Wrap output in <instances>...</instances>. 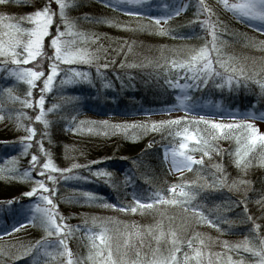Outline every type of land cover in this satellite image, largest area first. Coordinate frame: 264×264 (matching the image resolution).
Returning <instances> with one entry per match:
<instances>
[{"label":"trees","instance_id":"1","mask_svg":"<svg viewBox=\"0 0 264 264\" xmlns=\"http://www.w3.org/2000/svg\"><path fill=\"white\" fill-rule=\"evenodd\" d=\"M46 3H50L54 11L49 35L44 38L47 56L20 65L0 56V111H3V118H0V212L9 213V217H4L11 223V219H16L14 213L24 207L32 208L39 200L36 194L27 196L25 193L35 180H46L47 171L40 175L39 168L30 163L32 153L40 157L41 164L47 159L38 147V143H43L57 167L69 169L52 174L57 177L54 199L70 230L62 234H46L45 229L41 230L38 222L33 221L29 228L0 240V264L66 262V257L49 256L40 250L45 245L53 251L62 248L61 236L71 249L76 264H92L88 259V233L100 231V225L93 220L103 221L113 240L121 243L123 237L120 234L139 229L145 234L133 237L135 246L150 251L157 242L155 233H149L147 228L161 217L165 227L171 222L181 237H190L193 232L202 234L205 244L200 247L209 253H231L234 260L243 259L244 264L255 261L257 257L244 248L224 246L225 241L230 245L244 243L245 237L249 238L247 243L259 245L260 238L264 237V162H261V153L256 152L247 168L234 163L237 136L242 137L244 130L235 128L228 131L227 136L217 132L214 142L210 141L213 146L209 155L199 141L212 126L198 118L203 115L209 120L217 118L224 124L238 123L225 113L183 114L177 123H152L157 117H168L166 114L177 106L181 94L197 102L220 104L229 109L256 107L264 112V88L256 79L245 81L244 77H239L241 82L233 81L231 86L216 76L209 77L207 83L197 82L190 72L166 63L173 55L184 56L211 39L208 29L203 26L205 13L198 10L200 0H189L182 14L159 23L164 31L152 19L153 15L134 17L113 11L95 0H72L66 14L73 22L74 31L94 37L87 41L77 40V44L94 50L96 58L91 63L59 62L61 70L57 78L51 89L43 93L46 109L56 105L52 111L46 112L47 126L34 120L39 111L36 101L44 77L35 81L31 96L26 97L33 100L31 106L22 100L4 99L8 95L4 90L10 88L16 96L25 98L29 85L19 80L13 69L42 68L47 75L50 70L48 57L54 52L51 36L56 35L57 26L65 27L58 5L55 0H0V14L8 13L24 27L32 24L27 18H20ZM204 3L213 10L210 18L216 24L221 52L233 57L237 65L264 64V47L260 46L264 42V33L234 19L221 8V0H204ZM106 19L113 23L104 22ZM213 67L219 68L217 64ZM73 68L86 72L89 79L62 84L61 79L71 75ZM17 113L24 115L18 116ZM93 121H108V124L90 123ZM81 122H84L82 126ZM29 124L36 127L37 133L32 141L22 140L28 135L25 126ZM78 126V131H72ZM185 129L196 132L198 138L191 142L188 150L200 159L184 178L179 179L167 169L162 149L165 146L178 149L181 143L188 142L186 136L179 134ZM73 164L77 167H71ZM26 170L34 179L24 176ZM222 175H225V183L213 187L212 183ZM183 181L195 182L189 185L197 192L190 207H201L219 227L197 222L190 210L185 212L181 205L160 204L143 211L130 210L135 195L143 193L153 198L157 191H163L171 196L167 191L169 186ZM46 182L50 186L53 184L52 181ZM49 191H52L51 187ZM85 192L96 196L90 199ZM112 204L117 207H111ZM126 207L129 210L125 211ZM42 237V243L36 246ZM141 239L143 245L139 243ZM161 244L168 246L163 241ZM180 248L177 255L182 260L183 253L190 250L185 244Z\"/></svg>","mask_w":264,"mask_h":264},{"label":"snow or ice","instance_id":"2","mask_svg":"<svg viewBox=\"0 0 264 264\" xmlns=\"http://www.w3.org/2000/svg\"><path fill=\"white\" fill-rule=\"evenodd\" d=\"M7 2V0H5ZM58 5L59 16L62 19L65 27L61 29L59 26L56 28V35L51 36V47L54 52L51 57H48L49 63L48 68L50 69L45 76L43 69L37 70L34 67H20L13 69L15 75L21 81H26L29 85L28 91L25 94V98L16 96L10 88L4 91L8 93L7 100H22L25 105L31 106L33 104L32 99H27L32 94V88L35 87V81L38 78H43V87L40 89L41 94L39 95L36 103L39 105V111L34 116L35 121H42L45 126L48 125L49 121L46 117V112L52 111L56 105L51 108L44 107V92L51 89L53 81L57 78V73L60 72L58 66L60 61L71 63L73 61H80L84 63H91L95 59L94 50L89 49L83 45L77 44L79 41H87L88 39H94L89 37L82 32L77 33L74 31V25L72 20L66 14V8L72 3V0H55ZM111 7H119L121 11L126 10L124 3L127 4H140L141 0H123V3H117L116 0H105ZM221 3L225 8L232 10L238 17L254 18L264 21V0H235L230 3L229 0H221ZM199 11L205 13V19L203 20V26L208 29L210 40H207L204 44L198 48H194L184 56L173 55L171 59L166 60V63L171 65L172 68H183L190 72L193 79L197 82L207 83L209 77H221L222 83H227L229 86L235 81L237 84L240 83L239 77H244L245 81L249 79H256L257 83L264 88V64L260 66L246 67L244 63L237 65L234 62V58L231 56H225L221 52V44H218V35L216 24L211 20L213 10L210 6L204 3V0H200ZM178 10L173 11V15L177 14ZM139 14V13H133ZM54 11L50 6V3H46L45 6L36 8L33 12L27 13L26 16H22L20 19L27 18L32 26L24 27L19 21L13 19L8 13L0 14V56L10 58L15 65H20L22 62L27 64L29 61L36 60L37 57L44 58L47 53L44 52V38L49 35V26L53 23ZM168 19V16L159 17L153 16L152 19L156 22L157 26L160 27L161 31H164L163 27L159 25L160 19ZM104 22L113 23L112 20L106 19ZM120 27H126V25H119ZM226 30V29H225ZM260 31H264L262 26ZM71 36L72 38H66ZM261 47H264V42H261ZM22 49L23 51H18ZM215 53V57L213 56ZM21 57L23 58L21 61ZM217 64L219 68L213 67ZM222 69L223 71H221ZM71 75H66L61 79V83H72L77 79L88 80L89 76L86 72H81L75 68L71 70ZM107 81L105 84L107 85ZM187 86V85H185ZM180 107L185 109L189 108V105L185 103L187 100L186 96L178 97ZM252 116H257L260 119H264V113H248ZM17 115H24L23 113H17ZM0 118H3V111H0ZM182 118L176 117L171 121H153V125L156 124H172L177 123ZM186 119V118H185ZM199 121H204L206 125H211L204 137L200 138V143L203 145L206 154H211L210 149L214 142L217 132L227 136L228 131L235 128H242L244 135L237 136V147L235 149L234 163L238 167L247 168L256 152H260L262 161L264 162V132L258 130V127L251 120L239 121L237 124H224L218 123L215 120H209L205 116L201 115ZM84 122H81V126ZM100 123L107 125L108 121L90 122ZM136 124L137 122H131ZM20 126V121H17ZM131 126V125H129ZM28 135L22 137V140L32 141L34 135L37 133L36 127L31 124L26 125ZM77 128H72V131H78ZM116 127H119L118 125ZM89 131L92 129L89 128ZM186 136L188 140H197L196 132H190L185 129L179 133ZM43 137H41V140ZM30 146L26 145V147ZM38 147L47 157L40 163V157L36 153H32L30 163L33 167L39 168L40 175H44L47 171L46 180L52 181L53 184L50 186L45 179H37L31 187V189L25 193L27 196L36 194L39 200L32 205V221L26 220L25 222H38L41 227L46 231V234H62L69 229L64 223L62 214L59 213L56 205L55 196V181L57 179L53 172H66L69 169H60L53 162L51 154L47 149L44 148L43 143H38ZM188 145L181 143L179 149L173 148L172 152V163L177 170L180 167H192V162L196 161V157L188 155L184 149ZM71 167H77L73 164ZM219 167V166H218ZM99 174V170L97 172ZM226 175V174H225ZM225 175L220 176L212 183L213 187L221 186L225 183ZM25 177L32 178L29 176V171L26 170L24 173ZM194 181H183L177 185L171 184L168 188V192L171 196L165 195L163 191H157L155 196L151 199H140L134 197V204L130 205V210L136 212L138 210L143 211L145 208H152L153 205L170 204L173 206L181 205L185 212L193 214L192 218L200 223L213 224L214 227H219L218 224H214L213 219L205 215V212L199 206H191L190 202L196 197L197 192L189 185L194 184ZM236 181H233L235 184ZM240 183H246V181H240ZM52 191H49V188ZM39 190V191H38ZM84 195L90 199L95 198L96 194L92 192H85ZM158 197V199H157ZM7 203L11 204L12 201ZM111 207H117L116 204H112ZM129 210L128 207L124 209ZM93 223L100 225L99 232L88 233L90 238L88 259L92 261V264H244L243 259L234 260L231 253L224 255L222 253H209L204 248L200 247L205 244L204 239L201 238L202 234L193 232L192 236L184 238L179 235L177 230L172 226L171 222L165 227L164 219L157 220L154 225L148 226L147 231L149 233H155L156 246L151 247L150 251H143L141 247L135 246L133 237H143L145 233L136 229L135 231H127L120 234L123 237V242L119 240L114 241L112 234L109 233L108 229L104 226L103 221L93 220ZM257 228L259 226H256ZM43 237L40 241L36 242V246L40 245L43 241ZM248 237H245L244 243H236L230 245L227 241L224 242L225 248H244L251 252L257 257L251 264H264V237L260 238L259 245L247 243ZM167 243V247H163L161 242ZM143 245L144 241H139ZM185 244L190 251L184 252L181 258L177 255L181 251L180 245ZM60 245L62 248L53 251L48 248L47 245L41 251H45L49 256L66 257V262L61 261V264H76L73 259L71 249L68 248L67 242L63 236L60 238ZM194 245H197L194 247ZM34 247V246H30Z\"/></svg>","mask_w":264,"mask_h":264},{"label":"rangeland","instance_id":"3","mask_svg":"<svg viewBox=\"0 0 264 264\" xmlns=\"http://www.w3.org/2000/svg\"><path fill=\"white\" fill-rule=\"evenodd\" d=\"M95 1L103 4L104 6L110 8L113 11L120 12L125 15H129V16L145 17V16L153 15V16H159V17L168 16V18L182 14L185 11L188 5V2H189V0H141V3L138 5L124 3V8L126 10L121 11L119 7L109 6L107 3H105V0H95ZM116 2L118 4L123 3V0H116ZM229 2L232 3V2H235V0H229ZM220 6L224 10L228 11V13L231 16H233L234 19L244 23L252 30L264 33V31L259 30L262 26H264V21H260L259 19L248 18V17L240 18L232 10L225 8L222 3L220 4ZM174 10H178V12L177 14L173 15L172 13ZM133 13H139V14H133ZM165 21L166 20L162 18L160 19L159 23H162ZM180 96L187 97V100L185 101V103L189 105L188 109L178 106L179 105L178 103L176 107H173L172 109L168 111V113L166 114L168 117H157L154 120L155 121H160V120L168 121V120H173V118H176V117H181L183 114L201 115L205 111L211 112V113L212 112L213 113L222 112V113L227 114L230 117V119H234L237 122L244 121V120H251L258 127L259 131L264 132V119L258 118V115L254 117L248 114V113H254L255 112L254 109H252L251 111L229 109L227 107H223L220 104L194 101L185 94H181ZM260 113H264V112L260 111V112H257L256 114H260ZM210 120H215L218 123L221 122L217 118H210ZM225 124H231V123L226 122ZM192 141L193 140H188V142H184L188 145V147L184 149L183 151H185L188 155L196 157V161L192 162V167H193L199 162L200 157L191 154L190 151L188 150ZM171 157H172L171 150H165L163 154V158L165 160V163L167 164L166 165L167 169L169 170V172H171V174H173L175 178H179V179L184 178L185 175L192 169V167L191 168L180 167L177 170V168L173 166ZM136 196L140 199H151L152 198L148 194L147 195L137 194ZM4 215L5 216L7 215L9 217L10 214L4 211L0 212V240L11 238L17 232L29 228L31 222L26 223L25 221L26 220L32 221V208L24 207L23 209L20 210V212L14 213L13 216L16 219L14 221L13 219H11L12 220L11 223H8V220L5 221ZM40 229L44 230L43 227L41 226H40Z\"/></svg>","mask_w":264,"mask_h":264}]
</instances>
